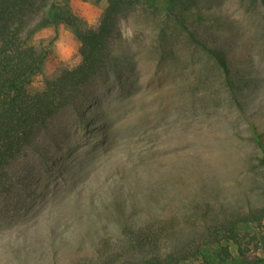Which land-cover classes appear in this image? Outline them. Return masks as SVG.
Segmentation results:
<instances>
[{
	"label": "rangeland",
	"instance_id": "1",
	"mask_svg": "<svg viewBox=\"0 0 264 264\" xmlns=\"http://www.w3.org/2000/svg\"><path fill=\"white\" fill-rule=\"evenodd\" d=\"M52 1L89 26L105 7ZM48 7L32 17L50 21L31 37L47 52L33 89L81 59ZM119 26L118 68L97 100L83 117L57 112L36 133L39 152L12 163L0 264H80L124 227L264 206V0H140ZM200 42L225 55L237 89Z\"/></svg>",
	"mask_w": 264,
	"mask_h": 264
},
{
	"label": "trees",
	"instance_id": "2",
	"mask_svg": "<svg viewBox=\"0 0 264 264\" xmlns=\"http://www.w3.org/2000/svg\"><path fill=\"white\" fill-rule=\"evenodd\" d=\"M103 1L99 22L89 26L65 15L54 1L0 0V194L11 188L10 167L24 149L39 152L36 133L62 109L83 117L84 107L97 100L98 84L108 82L117 70L112 53L121 36L119 20L140 0ZM47 4L51 23L60 21L73 29L81 59L33 89L32 78L41 71L47 52L31 37L50 21L44 13L35 24L32 17ZM200 43L227 86L237 89L225 55ZM206 216L200 223L157 218L124 227L120 237L103 239L96 255L80 264H264V206Z\"/></svg>",
	"mask_w": 264,
	"mask_h": 264
}]
</instances>
